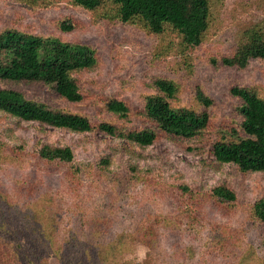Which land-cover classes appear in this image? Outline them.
Listing matches in <instances>:
<instances>
[{"label": "trees", "instance_id": "obj_1", "mask_svg": "<svg viewBox=\"0 0 264 264\" xmlns=\"http://www.w3.org/2000/svg\"><path fill=\"white\" fill-rule=\"evenodd\" d=\"M41 7L46 0H15ZM212 0H75V5L114 26H135L164 37L176 34L188 54L204 43L210 27ZM69 32L78 25L60 22ZM164 39V38H163ZM171 46V43H169ZM264 61V34L251 31L221 65L246 70L251 61ZM89 46L54 36L16 29L0 32V85H24L49 90L57 99L77 104L83 98L78 75L99 67ZM154 93L138 105L109 97L103 109L109 120L94 123L86 116L50 108L27 99L13 88L0 89V112L22 122L38 123L71 133H100L139 148L162 139L195 141L184 145L189 154H208L217 165H231L241 175L264 173V95L247 86H233L235 103L227 119H217L213 100L195 88V103H176L178 86L155 78ZM61 195L62 207H56ZM150 199L156 209L134 214L137 197ZM237 194L219 184L199 191L184 182H165L135 166L110 169L102 154L93 163H78L68 146L38 142L9 145L0 137V264H50V251L39 246L54 222L69 219L68 242L56 249L59 264H243L249 241L257 240L264 255V197L238 216ZM105 213V214H104ZM54 215V216H53ZM33 221L34 231L23 222ZM42 230L37 227H41ZM48 227V228H47ZM50 228V229H49ZM144 243L141 261L126 259L134 244ZM199 248V257L194 251ZM55 250V249H54ZM190 257L191 259H188ZM195 258V259H194ZM194 262V263H193Z\"/></svg>", "mask_w": 264, "mask_h": 264}, {"label": "rangeland", "instance_id": "obj_2", "mask_svg": "<svg viewBox=\"0 0 264 264\" xmlns=\"http://www.w3.org/2000/svg\"><path fill=\"white\" fill-rule=\"evenodd\" d=\"M74 3L75 0H46L41 7H33L15 0H0V32L16 29L33 35L54 36L87 45L96 51L100 58L99 67L78 75L83 100L77 104L67 103L57 99L49 90L24 85H0V89H16L27 99L37 100L57 110L82 114L94 123L112 117L103 109L107 98L116 97L136 106L143 95L154 93L153 81L158 77L172 80L178 86L176 103L180 107L193 105L194 89L200 88L213 100L212 112L218 120L229 118L230 106L235 103L229 93L233 86L254 88L264 95V61H251L243 71L221 65V59L230 55L248 33L256 31L264 34V0H212L210 27L205 41L191 54L180 45L176 34L160 37L135 26L116 27L98 20L93 13ZM68 19L77 21L78 25L74 24L75 28L69 32L60 30V22L68 23ZM0 137L12 146L24 143L28 150L38 142L68 146L81 164L93 163L106 154L112 171L121 173L135 166L150 171L167 183L180 181L199 191L225 184L237 194L240 217L244 216L248 205L264 197V173L241 175L231 165L215 164L208 154H189L183 147L195 145L194 140L168 138L150 147L139 148L96 132L77 134L18 121L2 112ZM60 197L55 199L58 210L62 207ZM154 203L146 197H137L130 207L137 214L144 207L150 211L156 209ZM23 223L29 231L35 230L30 218ZM44 224L37 230H42ZM68 225L69 219L59 216L54 222L56 229L49 228L43 238H37L39 246L50 248V264H59L56 249H62V243L69 241L65 236ZM249 242L243 252L250 253L243 264H264V255L257 240ZM189 250L194 251L196 258L199 257L198 247ZM148 251L146 244L137 243L125 257L141 262ZM187 263L190 264L189 260Z\"/></svg>", "mask_w": 264, "mask_h": 264}]
</instances>
